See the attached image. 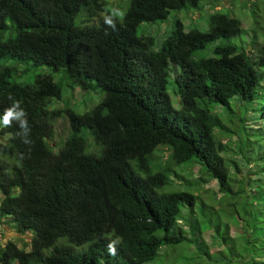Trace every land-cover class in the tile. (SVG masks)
I'll return each mask as SVG.
<instances>
[{"label": "trees", "instance_id": "trees-1", "mask_svg": "<svg viewBox=\"0 0 264 264\" xmlns=\"http://www.w3.org/2000/svg\"><path fill=\"white\" fill-rule=\"evenodd\" d=\"M199 2L129 0L113 30L104 23L105 0H0V60L48 66L65 74L67 86L104 93L85 113L65 110L71 131L55 151L48 139L61 111L49 105L62 97L63 85L52 73L21 84L0 65V116L11 95L27 112L32 141L17 135L15 121L0 124V220L10 217L18 232L33 233L30 252L0 241V264H144L162 247L188 242L201 250L202 232L192 219L206 205L189 190L167 189L170 169L153 155L165 146L170 164H198L234 202L238 192L214 109L234 113L235 101L246 109L256 102L252 109L264 125V46L258 59L241 49L233 40L244 32L242 21L223 12L209 16L207 30L187 31L177 19L158 50L153 36L138 34L143 23ZM209 48L212 55L202 54ZM248 128L246 141L254 142V127ZM88 135L99 152H87ZM257 175L261 190L241 192L264 204V167ZM236 206L243 217H264V205L253 214ZM185 213L188 234L179 224ZM219 221L212 225L218 235ZM250 238L253 259L263 257L264 232ZM113 241L116 255L108 252Z\"/></svg>", "mask_w": 264, "mask_h": 264}, {"label": "rangeland", "instance_id": "rangeland-1", "mask_svg": "<svg viewBox=\"0 0 264 264\" xmlns=\"http://www.w3.org/2000/svg\"><path fill=\"white\" fill-rule=\"evenodd\" d=\"M105 1L107 8L119 7L125 13L129 6V0ZM214 12H223L241 19L244 32L235 37L233 41L256 59L263 55L264 0H200L198 8L172 10L165 21L143 23L138 28V34L153 36L154 49L158 50L172 32L177 19L183 22L187 31L192 28L207 30L209 28L208 18ZM79 22L80 19L77 20V23ZM212 48L205 50L202 54L212 55ZM0 65L10 74L12 80L21 84L32 83L38 74L52 73L55 80L63 85L62 97L53 99L49 105L50 109L61 111V115L53 124L54 135L48 139V143L55 151L61 147L71 131L70 121L65 110L73 109L76 112L85 113L97 105L104 96L100 90L84 91L79 87L67 86L65 74L62 71L52 72L48 66L35 67L5 59L0 60ZM172 86V84L169 86L172 102L175 107H179L178 97ZM251 105H248L249 107L246 109L242 102L237 100L234 102V113L228 112L222 107L214 109L223 125L222 128L216 130V136L225 145L224 156L232 177L235 179V190L238 192L234 196L236 202H233L231 196L221 192L216 181H207L204 170L198 164H170L171 150L165 146H162L153 155L155 163H158L162 168L170 169V183L167 189L189 190L198 195L200 205L203 203L206 207L202 211L197 209L194 219H192V222L194 220L199 224L202 232L201 250L198 249V245L188 242L174 248L162 247L153 260L144 264H251L254 259L256 262L264 261V256L253 259L252 253L249 252L250 243H247L248 237H251L250 240H254L258 232H264V217H257L253 214L254 208H262L264 204L256 202L253 197L244 198L241 192V189L244 188L245 195L246 193L253 195L261 190L254 180L257 179V172L264 167V125L262 126L257 112L253 110L256 109L257 103L254 102ZM242 118L245 119V123ZM253 121L257 123L250 125L249 123ZM242 125L244 130L241 128ZM250 126L254 127L252 130L254 142L246 141L245 133L249 131L248 127ZM87 152H99V148L94 144L90 135H88ZM260 157H263L261 161H259ZM236 204H245L247 213L251 212L253 215L247 218L237 214ZM187 216L188 214L185 213L179 224L188 234L190 221L185 219ZM215 220H220L219 235L212 226L215 224ZM32 235V232H18L10 217H3L0 220V241L3 247L12 240L19 248L30 252L32 250ZM220 235H223L225 239L223 240ZM261 244L264 246V240L261 241ZM256 254L258 255V253Z\"/></svg>", "mask_w": 264, "mask_h": 264}, {"label": "clouds", "instance_id": "clouds-1", "mask_svg": "<svg viewBox=\"0 0 264 264\" xmlns=\"http://www.w3.org/2000/svg\"><path fill=\"white\" fill-rule=\"evenodd\" d=\"M105 11L108 14L104 16V23L113 30H116V21L117 19H122L124 17V10L119 7H108ZM9 100H11L12 103L9 107L3 110V115L0 116V124L7 128L11 127L13 121H15L20 129L17 135L21 137L25 144H31V128L28 123L27 112L21 107L20 102L11 95L9 96ZM115 243L116 242L113 241L108 245V252L111 255H116Z\"/></svg>", "mask_w": 264, "mask_h": 264}]
</instances>
